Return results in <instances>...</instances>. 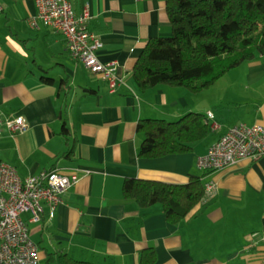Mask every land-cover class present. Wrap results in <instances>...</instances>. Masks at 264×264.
<instances>
[{
  "label": "crops",
  "instance_id": "1",
  "mask_svg": "<svg viewBox=\"0 0 264 264\" xmlns=\"http://www.w3.org/2000/svg\"><path fill=\"white\" fill-rule=\"evenodd\" d=\"M72 3L76 13L88 11V27L103 42L100 60L116 64L121 83L113 92L70 55L61 33L30 25L35 1L0 0V115H21L28 124L14 132L0 123V161L23 177L52 168L77 177L52 219L29 222L39 245L32 264H61L63 253L96 264H141L148 247L156 251L155 264H264V156L218 170L197 165L230 126L264 125V55L197 93L167 84L141 90L133 76L138 57L149 39L172 33L166 0ZM209 111L220 128L193 150L139 155L140 120ZM127 178L169 184L200 178L216 192L173 223L162 204L141 207L126 197Z\"/></svg>",
  "mask_w": 264,
  "mask_h": 264
},
{
  "label": "trees",
  "instance_id": "2",
  "mask_svg": "<svg viewBox=\"0 0 264 264\" xmlns=\"http://www.w3.org/2000/svg\"><path fill=\"white\" fill-rule=\"evenodd\" d=\"M172 33L148 40L134 66L141 90L158 84L183 86L197 93L209 88L228 71L264 55V0H166ZM139 155L146 158L193 150V143L212 129L206 116L189 112L178 120L146 118ZM62 133L70 131L65 122ZM69 153V152H68ZM206 185L200 178L186 184L127 178L124 194L141 207L160 203L167 219L177 223L202 200ZM61 264H96L60 255ZM153 247L141 251V264H155Z\"/></svg>",
  "mask_w": 264,
  "mask_h": 264
},
{
  "label": "built area",
  "instance_id": "3",
  "mask_svg": "<svg viewBox=\"0 0 264 264\" xmlns=\"http://www.w3.org/2000/svg\"><path fill=\"white\" fill-rule=\"evenodd\" d=\"M36 12L29 18L34 28L49 26L61 33L70 55L81 61L92 73L99 74L115 91L120 79L115 62H103L98 57L101 38L88 27V11L76 13L72 0H33ZM210 128L215 131L220 124L208 112ZM0 123L14 132H23L28 124L21 115H0ZM264 156V125L240 122L230 126L214 142L206 154L200 155L197 165L204 170H218L236 164L241 159L258 160ZM77 182L58 168L46 169L40 174L21 176L18 169L0 161V264H32L39 258V245L31 238L29 222L41 221L44 215L55 216L62 203V193ZM216 192L215 184L208 183L204 198ZM29 213V217L24 214ZM264 238V236H263Z\"/></svg>",
  "mask_w": 264,
  "mask_h": 264
},
{
  "label": "rangeland",
  "instance_id": "4",
  "mask_svg": "<svg viewBox=\"0 0 264 264\" xmlns=\"http://www.w3.org/2000/svg\"><path fill=\"white\" fill-rule=\"evenodd\" d=\"M226 77V76H225ZM228 78H223L222 80L225 81L227 80ZM29 213H25L24 216L26 217Z\"/></svg>",
  "mask_w": 264,
  "mask_h": 264
},
{
  "label": "bare ground",
  "instance_id": "5",
  "mask_svg": "<svg viewBox=\"0 0 264 264\" xmlns=\"http://www.w3.org/2000/svg\"><path fill=\"white\" fill-rule=\"evenodd\" d=\"M213 131V130H212Z\"/></svg>",
  "mask_w": 264,
  "mask_h": 264
}]
</instances>
